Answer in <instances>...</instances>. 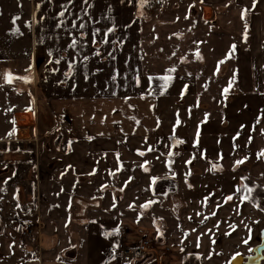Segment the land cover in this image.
<instances>
[{"label": "rangeland", "instance_id": "1", "mask_svg": "<svg viewBox=\"0 0 264 264\" xmlns=\"http://www.w3.org/2000/svg\"><path fill=\"white\" fill-rule=\"evenodd\" d=\"M156 1L161 0H146L149 6L142 11L146 18H152L142 27L146 40H141L146 41L148 55L141 59L149 64L142 73L193 79L190 95L161 101L158 117L148 120L154 126L153 137L146 139L145 122L138 117L119 120L121 125L130 122L131 134L123 135L116 133L118 128L113 134L107 115L79 120L54 114L42 87L51 58L42 42L34 39V33L43 27L44 0H0V141L10 139L16 129L22 138L21 129L31 124L32 112L38 131L54 130L53 148H64L65 143L78 139L91 142H79L88 146H107L113 139L120 143L126 139L138 147L146 141L152 148L149 153L136 163L119 164L111 171L115 206L130 212L125 218L128 226L122 230L128 240L123 250L147 232L162 237L161 243L170 248L165 261L179 264V255L186 256L188 246L202 238L199 232L207 222V209L235 207L244 197L248 200L245 206L264 211V0H217L210 18H219V23L201 26L193 22L199 35L186 40H174L172 29L154 23L164 12L171 18L183 15L184 10L161 11L163 3L154 8ZM194 5L198 11L194 18H199L201 8ZM239 18L241 25L236 22ZM195 50L205 54L194 58ZM131 59L136 61L135 54ZM53 74L54 79L56 72ZM246 78L250 79L244 81ZM57 92L53 88L52 96ZM107 110L103 107L100 112ZM131 114L141 113L133 110ZM81 130L91 133L83 139L77 134ZM175 205L180 207L173 213ZM40 210L41 233L32 242L21 237L20 224L10 229L0 227V264H24L43 253ZM124 217L121 215V220ZM250 234L255 239L256 235ZM167 240L172 245L166 244ZM258 245L264 246V238ZM251 255L257 257L256 248ZM190 261L197 264L196 258Z\"/></svg>", "mask_w": 264, "mask_h": 264}, {"label": "crops", "instance_id": "2", "mask_svg": "<svg viewBox=\"0 0 264 264\" xmlns=\"http://www.w3.org/2000/svg\"><path fill=\"white\" fill-rule=\"evenodd\" d=\"M216 1L161 0V11L170 9L174 13L181 8L184 14H173L170 18L164 12L161 18H154V23L172 29L174 40L195 39L199 33L193 22L201 26L219 23V18H210L212 8L219 3ZM43 3V27L37 33L34 31V39L42 42L51 58L42 87L54 114L60 117L68 114L79 120L107 115L113 134L118 128L116 133L123 135L131 134L130 122L121 125L119 120L138 117L145 122V138L153 137L154 126L148 120L158 117L161 101L191 94L193 77L142 73L149 65L148 60L141 59L142 55H148L146 41L141 40H146L142 27L152 21L142 13L149 6L146 0H44ZM194 4L201 8L199 18H194L198 12ZM242 21L239 18L236 22L241 25ZM203 54L193 52L194 58ZM53 72H56L54 79ZM239 82L242 83V77ZM53 88L58 90L54 96ZM103 107L108 108L107 113L100 112ZM133 110L141 114L135 116L131 114ZM17 130L10 139L0 141V227L21 225L27 203L35 202L41 208L43 253L24 264H133L122 254L128 243L122 230L128 226L129 220L125 218L130 212L121 205L115 206L110 176L116 165L138 162L151 146L145 141L137 147L126 139L121 143L113 139L114 143L107 146H88L79 142L92 143L78 139L65 143L64 148L61 145L53 148L54 130L38 131L33 112L31 124L21 129L22 138L17 136ZM87 133L91 132L77 131L83 139ZM239 200L235 207L221 205L207 209L204 213L207 222L199 232L202 238L193 247L188 246L186 256L179 255V264H191L190 258H196L197 264H231L239 255L242 258L245 255L243 264H248L251 251L264 238V211L253 205L245 206L247 198ZM179 207L175 205L172 212L176 213ZM121 215L125 216L122 220ZM38 220L41 221V216ZM250 232L256 235L255 239ZM165 243L172 245L169 241ZM260 256L257 264H264V250Z\"/></svg>", "mask_w": 264, "mask_h": 264}, {"label": "built area", "instance_id": "3", "mask_svg": "<svg viewBox=\"0 0 264 264\" xmlns=\"http://www.w3.org/2000/svg\"><path fill=\"white\" fill-rule=\"evenodd\" d=\"M160 5V1L155 2V6ZM15 124L17 121L14 120ZM23 221L21 223V237L29 242L34 241L40 236V225L38 223L39 208L35 202L27 203L23 207ZM136 248L127 247L123 252L124 258L128 263L137 261V264H171L166 260L167 255L170 256V248L164 243L158 242V236H152L146 232L141 234ZM160 246H165L162 250Z\"/></svg>", "mask_w": 264, "mask_h": 264}, {"label": "water", "instance_id": "4", "mask_svg": "<svg viewBox=\"0 0 264 264\" xmlns=\"http://www.w3.org/2000/svg\"><path fill=\"white\" fill-rule=\"evenodd\" d=\"M162 237H158V242L161 243ZM129 248H136L137 247V243H132V244H128ZM264 250V248L262 246L258 247V251L256 252V256L255 258H248V264H257L259 262V260L261 259L260 255L261 252ZM244 263V259L241 256H236L234 258V260L231 262V264H243Z\"/></svg>", "mask_w": 264, "mask_h": 264}, {"label": "snow or ice", "instance_id": "5", "mask_svg": "<svg viewBox=\"0 0 264 264\" xmlns=\"http://www.w3.org/2000/svg\"><path fill=\"white\" fill-rule=\"evenodd\" d=\"M235 46H233V48H234ZM8 75V77L10 78V75L11 74H7ZM162 79H165V80H167L168 79V77H164V78H162ZM228 199H231V197H229Z\"/></svg>", "mask_w": 264, "mask_h": 264}, {"label": "trees", "instance_id": "6", "mask_svg": "<svg viewBox=\"0 0 264 264\" xmlns=\"http://www.w3.org/2000/svg\"><path fill=\"white\" fill-rule=\"evenodd\" d=\"M264 248V246H262ZM258 251V247L256 248V252Z\"/></svg>", "mask_w": 264, "mask_h": 264}, {"label": "bare ground", "instance_id": "7", "mask_svg": "<svg viewBox=\"0 0 264 264\" xmlns=\"http://www.w3.org/2000/svg\"><path fill=\"white\" fill-rule=\"evenodd\" d=\"M17 119V118H16Z\"/></svg>", "mask_w": 264, "mask_h": 264}]
</instances>
